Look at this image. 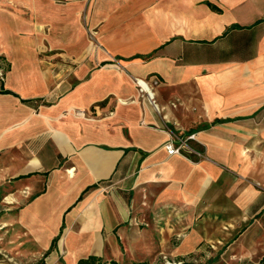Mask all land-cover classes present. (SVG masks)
I'll return each mask as SVG.
<instances>
[{"label":"crops","instance_id":"1","mask_svg":"<svg viewBox=\"0 0 264 264\" xmlns=\"http://www.w3.org/2000/svg\"><path fill=\"white\" fill-rule=\"evenodd\" d=\"M0 58L16 240L52 264L264 260V0H0Z\"/></svg>","mask_w":264,"mask_h":264},{"label":"rangeland","instance_id":"2","mask_svg":"<svg viewBox=\"0 0 264 264\" xmlns=\"http://www.w3.org/2000/svg\"><path fill=\"white\" fill-rule=\"evenodd\" d=\"M1 60V58H0ZM17 229L5 227L0 223V264H52L57 258L45 256V252L37 251L29 241L16 240ZM208 254L192 255L185 258L169 259L160 257L157 259H131L123 253L117 261L119 264H137L147 262L149 264H226L222 256H207ZM143 261V262H142ZM59 264H65L59 262Z\"/></svg>","mask_w":264,"mask_h":264},{"label":"built area","instance_id":"3","mask_svg":"<svg viewBox=\"0 0 264 264\" xmlns=\"http://www.w3.org/2000/svg\"><path fill=\"white\" fill-rule=\"evenodd\" d=\"M5 74V68L2 64V61L0 60V77L3 78ZM139 83V81H137ZM193 139V136H189L185 139L177 137V136H171V139L168 141V143L165 145V148L169 155H181L185 157H190L191 155H195L198 157L202 156V153L198 152L193 148V146L190 144V141ZM167 264H172L170 262H167Z\"/></svg>","mask_w":264,"mask_h":264},{"label":"trees","instance_id":"4","mask_svg":"<svg viewBox=\"0 0 264 264\" xmlns=\"http://www.w3.org/2000/svg\"><path fill=\"white\" fill-rule=\"evenodd\" d=\"M215 10H218L217 8H215ZM56 241L53 242V245L52 247H54ZM52 250V248H51ZM50 252H47L45 254V256H48ZM77 264H118L116 261H104L102 258L100 257H97V256H94V255H90L86 258H81ZM138 264H149L147 262H144V263H138ZM249 264H264V260L258 262V263H249Z\"/></svg>","mask_w":264,"mask_h":264},{"label":"bare ground","instance_id":"5","mask_svg":"<svg viewBox=\"0 0 264 264\" xmlns=\"http://www.w3.org/2000/svg\"><path fill=\"white\" fill-rule=\"evenodd\" d=\"M140 83L143 85L144 88H148L144 82L140 81Z\"/></svg>","mask_w":264,"mask_h":264}]
</instances>
